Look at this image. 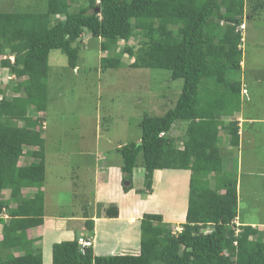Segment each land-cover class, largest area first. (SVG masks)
I'll list each match as a JSON object with an SVG mask.
<instances>
[{
    "label": "trees",
    "instance_id": "16d2710c",
    "mask_svg": "<svg viewBox=\"0 0 264 264\" xmlns=\"http://www.w3.org/2000/svg\"><path fill=\"white\" fill-rule=\"evenodd\" d=\"M71 2L45 0L43 12L0 10V69L9 79L0 81V264H43L42 245L30 231L43 224L45 210L49 59L61 51L68 67L78 68L85 34L106 54L99 59L103 73L124 67L127 57V67L184 80L174 108L144 116L141 142L119 154L126 192L139 166L145 196L153 193L155 171H190L188 209L176 234L162 215L144 214L137 255L96 256L93 245L82 251L77 237L54 244L52 264H264V230L237 222L238 180L224 171L219 145L224 130L230 146H240L238 122L222 118L240 111L244 85L228 72L241 68L239 28L246 16H261L264 0H86L74 11ZM137 38L135 48L129 42ZM178 121L187 124L182 138L171 135ZM85 225L92 237L93 221Z\"/></svg>",
    "mask_w": 264,
    "mask_h": 264
},
{
    "label": "rangeland",
    "instance_id": "374dc122",
    "mask_svg": "<svg viewBox=\"0 0 264 264\" xmlns=\"http://www.w3.org/2000/svg\"><path fill=\"white\" fill-rule=\"evenodd\" d=\"M71 3L74 11L86 0H72ZM45 9V0H0V10L6 12H43ZM261 13L254 18L246 16L245 26L239 29L243 37L242 66L228 72L232 81L244 85L240 111L234 115H240L244 120L241 144L232 148L229 133L222 130L219 145L224 154V171L238 180L240 220L237 222L264 230V10ZM83 41L85 46L78 68L70 69L61 51H54L49 59L50 102L46 114L42 115L46 120L43 130L46 178L41 190L46 200V213L56 216L85 211V200L93 201L91 192L96 160L100 159L101 167L111 160L122 163L119 150L140 140L142 118L162 116L174 108L184 85L183 79L172 80L168 71L127 67V57L123 58L127 65L103 73L99 69V59L106 54H101L96 40L90 42L89 34L84 35ZM140 41L141 38L132 39L129 44L136 48ZM6 75L8 72L0 69L3 83ZM8 81L6 79V83ZM225 118L222 119L227 123L230 118ZM186 126L185 122H176L171 135L182 138ZM30 152L26 151V161ZM139 162L142 164L141 157ZM138 169L144 168L139 166ZM141 174L143 177L144 172ZM180 178L178 188L184 195L186 180L182 183ZM84 191L90 193L85 196ZM9 195L10 191L4 192V198ZM176 228L181 226H170L172 232ZM209 230L205 228L204 232Z\"/></svg>",
    "mask_w": 264,
    "mask_h": 264
},
{
    "label": "crops",
    "instance_id": "0c3cea01",
    "mask_svg": "<svg viewBox=\"0 0 264 264\" xmlns=\"http://www.w3.org/2000/svg\"><path fill=\"white\" fill-rule=\"evenodd\" d=\"M229 118L230 120L234 118V121L238 122L241 135V124L244 120L240 115ZM172 136L181 138L177 134ZM140 141L141 138L137 143ZM178 145L180 148L183 147L182 142H179ZM96 149L99 150L98 143H96ZM96 161L94 187L91 192L93 201L84 199L87 202L84 206L85 211L75 215L56 216L47 214V209H45L43 224L30 231V235L42 245L43 264H52L54 244L72 241L77 237L92 241V248L96 256L137 255L141 249L144 214H160L164 221L171 226H181L185 223L189 200L190 171L179 169L155 171L153 193L145 196L139 193L144 189V169L139 170L138 167L134 170L133 189L126 192L124 186L129 185H126L123 180L121 160L117 162L111 160L109 163L106 162L103 167L98 163L100 159ZM142 171L144 172L143 177ZM180 177H182V183L183 179L186 180L184 195L178 188ZM34 192L35 190L31 191L32 194ZM89 193L84 191L83 195L86 196ZM113 207L118 209L117 217H111L114 212ZM86 221H93L94 235L92 237L89 236L85 225Z\"/></svg>",
    "mask_w": 264,
    "mask_h": 264
},
{
    "label": "built area",
    "instance_id": "2783aa9c",
    "mask_svg": "<svg viewBox=\"0 0 264 264\" xmlns=\"http://www.w3.org/2000/svg\"><path fill=\"white\" fill-rule=\"evenodd\" d=\"M181 231H182L181 228H176V230L173 232V234L180 233ZM206 233H209V231L206 232ZM79 244H80V246H81V248H82V251L85 250V249L88 248V247H91V246L93 245L92 241H90V240H85V239H83V238H80V239H79Z\"/></svg>",
    "mask_w": 264,
    "mask_h": 264
},
{
    "label": "clouds",
    "instance_id": "9594fccd",
    "mask_svg": "<svg viewBox=\"0 0 264 264\" xmlns=\"http://www.w3.org/2000/svg\"><path fill=\"white\" fill-rule=\"evenodd\" d=\"M242 26L244 27V26H245V23H244L243 25H241V27H242ZM241 27H240V28H241ZM240 28H239V29H240ZM140 142H141V141H140ZM140 142H139V143H140ZM139 143H138V144H139ZM5 218L8 219V216L6 215Z\"/></svg>",
    "mask_w": 264,
    "mask_h": 264
},
{
    "label": "water",
    "instance_id": "95a60500",
    "mask_svg": "<svg viewBox=\"0 0 264 264\" xmlns=\"http://www.w3.org/2000/svg\"><path fill=\"white\" fill-rule=\"evenodd\" d=\"M97 12H100V9H97ZM126 185H129V182H125Z\"/></svg>",
    "mask_w": 264,
    "mask_h": 264
}]
</instances>
